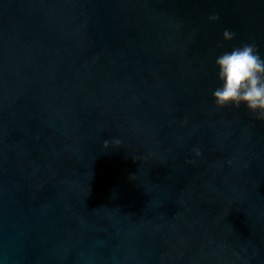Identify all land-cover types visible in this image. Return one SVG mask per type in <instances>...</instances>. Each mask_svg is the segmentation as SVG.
<instances>
[{"label": "water", "instance_id": "95a60500", "mask_svg": "<svg viewBox=\"0 0 264 264\" xmlns=\"http://www.w3.org/2000/svg\"><path fill=\"white\" fill-rule=\"evenodd\" d=\"M0 264H264V0H0Z\"/></svg>", "mask_w": 264, "mask_h": 264}]
</instances>
